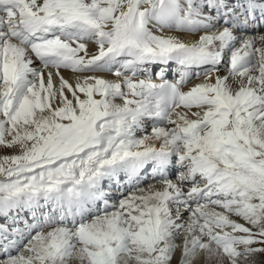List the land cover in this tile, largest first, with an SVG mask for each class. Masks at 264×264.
I'll use <instances>...</instances> for the list:
<instances>
[{
    "label": "snow or ice",
    "instance_id": "snow-or-ice-1",
    "mask_svg": "<svg viewBox=\"0 0 264 264\" xmlns=\"http://www.w3.org/2000/svg\"><path fill=\"white\" fill-rule=\"evenodd\" d=\"M0 148V264H264V0H0Z\"/></svg>",
    "mask_w": 264,
    "mask_h": 264
},
{
    "label": "rangeland",
    "instance_id": "rangeland-1",
    "mask_svg": "<svg viewBox=\"0 0 264 264\" xmlns=\"http://www.w3.org/2000/svg\"><path fill=\"white\" fill-rule=\"evenodd\" d=\"M15 150V151H14ZM15 154H18V149H7V148H0V156H5V155H8V156H11V155H15ZM218 210V209H217ZM234 220H237V222H240V223H243L242 220H240L239 218L237 217H234ZM2 221V220H0ZM183 239V237L180 238V240L178 241L181 242ZM178 254V255H177ZM180 255V252L178 251V253H176L175 255V260L173 259V264H178V262L176 261V257H178ZM254 260H264V254H258L257 257L253 258ZM204 260V259H203ZM203 260L200 262L201 264H203ZM210 264V262H209Z\"/></svg>",
    "mask_w": 264,
    "mask_h": 264
},
{
    "label": "bare ground",
    "instance_id": "bare-ground-1",
    "mask_svg": "<svg viewBox=\"0 0 264 264\" xmlns=\"http://www.w3.org/2000/svg\"><path fill=\"white\" fill-rule=\"evenodd\" d=\"M91 47V46H90ZM62 75H64L65 76V78L66 79H70V80H73V78H74V74H72V73H70V72H65V71H63L62 70ZM104 76H105V78H107V79H116L115 77H113V76H111V75H109V74H104ZM213 80H214V76H213ZM200 81L199 80H195L194 81V83H193V85L195 84V83H199ZM151 130V129H150ZM15 151V150H14ZM217 211H220V209H218ZM185 215H187V214H185ZM230 218H232V219H234L233 217H230ZM0 223H3V221H0ZM178 253V252H177ZM178 255V254H177ZM179 259H180V255L178 256V257H176V261L178 262L179 261ZM204 258H203V255H201V257L199 258V261H198V264H201L200 262L203 260ZM175 260V259H174ZM203 263V262H202ZM73 264H76V262L75 261H73ZM210 264H216V261H210Z\"/></svg>",
    "mask_w": 264,
    "mask_h": 264
}]
</instances>
